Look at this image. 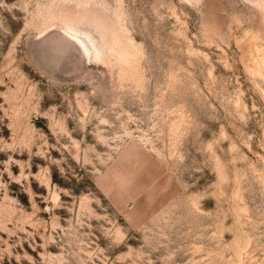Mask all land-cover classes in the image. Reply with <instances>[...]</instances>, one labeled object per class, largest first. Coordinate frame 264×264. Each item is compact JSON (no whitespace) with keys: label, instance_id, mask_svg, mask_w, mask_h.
Instances as JSON below:
<instances>
[{"label":"rangeland","instance_id":"obj_1","mask_svg":"<svg viewBox=\"0 0 264 264\" xmlns=\"http://www.w3.org/2000/svg\"><path fill=\"white\" fill-rule=\"evenodd\" d=\"M0 264H264V0H0Z\"/></svg>","mask_w":264,"mask_h":264}]
</instances>
